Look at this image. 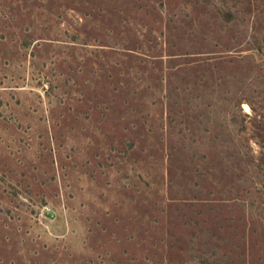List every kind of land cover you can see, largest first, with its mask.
Segmentation results:
<instances>
[{"label": "rangeland", "instance_id": "374dc122", "mask_svg": "<svg viewBox=\"0 0 264 264\" xmlns=\"http://www.w3.org/2000/svg\"><path fill=\"white\" fill-rule=\"evenodd\" d=\"M0 264H264V0H0Z\"/></svg>", "mask_w": 264, "mask_h": 264}, {"label": "bare ground", "instance_id": "6f19581e", "mask_svg": "<svg viewBox=\"0 0 264 264\" xmlns=\"http://www.w3.org/2000/svg\"><path fill=\"white\" fill-rule=\"evenodd\" d=\"M247 109V108H246ZM249 109V108H248Z\"/></svg>", "mask_w": 264, "mask_h": 264}]
</instances>
